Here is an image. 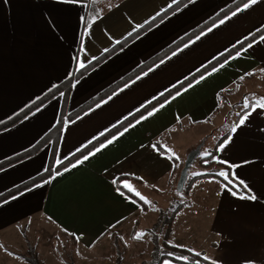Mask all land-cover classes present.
Returning <instances> with one entry per match:
<instances>
[{
	"label": "crops",
	"instance_id": "obj_1",
	"mask_svg": "<svg viewBox=\"0 0 264 264\" xmlns=\"http://www.w3.org/2000/svg\"><path fill=\"white\" fill-rule=\"evenodd\" d=\"M181 1L0 0V125L98 62L70 92L60 91L0 130L2 164L66 119L55 151L49 142L0 168V196L45 172L50 162L58 168L89 148L50 179L0 203V264H30L9 251L29 247L42 264H54L56 239L74 243L72 264H117L118 258L125 264L126 254L116 255V238L126 247L140 242L132 234L152 227L158 218L152 206L176 180L182 154L169 145L209 136L233 86L264 96V0L247 9L248 0H183L166 13ZM250 101L254 106L224 134L221 144L230 142L216 157L250 195L215 178L200 179L173 224L174 244L218 264H264V100ZM84 156L89 159L72 167ZM120 176L144 181L120 184L150 201L149 212L118 187ZM163 202L160 209L169 206Z\"/></svg>",
	"mask_w": 264,
	"mask_h": 264
},
{
	"label": "trees",
	"instance_id": "obj_2",
	"mask_svg": "<svg viewBox=\"0 0 264 264\" xmlns=\"http://www.w3.org/2000/svg\"><path fill=\"white\" fill-rule=\"evenodd\" d=\"M183 2L184 1L182 0L178 4L174 5L168 11H166V13H170L172 10H174L179 5H181V3H183ZM96 64H98V62L91 64L88 68H86L82 71L74 72V74L68 79V81H66L63 84L56 86L55 88L50 90L48 93H46L44 96H42L41 98H39L38 100L33 102L31 104V106L29 105L25 110H23L21 113L17 114L11 120H8L5 123H2L0 125V130L7 128V127L15 124L19 120L23 119L25 116H27L33 110L37 109L38 107L42 106L47 101H49L52 97L55 96V94L59 93L60 91L70 92L72 85L74 83V80L78 79L80 76H82L85 73V71L90 70ZM245 111H247V109L244 110V112ZM81 112H79V113H81ZM76 115H78V113ZM65 123H66V119L63 117L60 118L57 125L52 130H50L34 147H32L30 150H28L22 154L14 156L13 158H10L8 161L0 164V168H3L5 166L10 165L12 163H15L17 161H20V159L22 160V159L27 158L29 156H33L38 151H40L45 146V144H47L49 142L53 143L52 144L54 146L53 150L55 151L57 149L56 145H58L57 143L59 141L60 135L62 133L61 131L63 130ZM117 129H119V127L115 128L112 132L114 133ZM227 135L228 134L224 135L223 137H221L219 139L216 146L212 149L210 156H208V157H213L215 159L214 160L215 163H217V165L220 167L221 170L210 169V170L205 171L203 173H200L198 175H194L188 181L187 185L186 186L184 185L182 187V189H180V191L185 190L186 194L188 195L190 192V189H192V186L195 184L196 181H198L200 179H205V178L211 177V178H215V179L219 180L220 182H222L226 186H228L230 189L234 190L235 192H237L241 195H250L249 191L243 185H241L239 183V181L236 179V177H234L232 175L231 167L216 159V157L218 155L219 145L225 139L224 137H226ZM88 149L89 148L80 151L78 154L74 155L68 161H66V163L64 165L59 166L58 168H54V166H52V163L50 162L49 167L46 169L45 172L34 177V179L32 178V179L28 180L27 182L22 183L21 185L13 188L12 190L8 191L7 193L1 195L0 196V203L4 200L8 199L11 196H14L20 192L22 193V191L36 185L37 183H40L42 181H46V180L50 179L55 174L56 171L62 169L64 166L71 163L74 160V158L79 157V155H83ZM51 159H53V156ZM173 160H174L176 167H177V165L179 163L178 159L174 157ZM205 166L208 167L207 165H205ZM221 171L222 172L225 171V173H229V178L227 181H225L224 177L220 175ZM123 179H133V180H135L141 184H144V181H142L141 179H138V178L134 179L130 176H120L117 179L118 187H120V189L123 190L124 192L128 193L135 200V202H137L140 205L142 212L143 213L149 212L151 205L148 203H145V201H142L140 199V196H137L136 193L134 194L130 190H127L126 188H124L120 184V181ZM152 189L154 191H156L157 193H160V191L158 189H156V188H152ZM185 205H186V202L174 201V202H171L168 207L160 209L159 217H158L157 221L153 224L152 228H150L151 232L153 233V235H152L153 251L151 253V259H150V261H144V262L138 263V264H162L165 260H171V261L176 262L178 264H218L215 261L213 262V260H210V259L205 260L204 254L201 252L200 253L194 252L193 250H191L188 247L179 246V245L173 244L169 241L170 238L172 237V234H173V224H174L177 212L180 211L183 207H185ZM163 230L165 231V236H164L163 240H160L159 233H160V231H163ZM116 241H119V240L116 238ZM118 245L119 244H117V246ZM9 251L18 255L23 260L25 259V261L30 263V264H42L40 259H38V255H37V253L33 247H29L27 252H25V253L14 252L11 250H9ZM169 253H172V255H169ZM180 256H187L188 259L187 260L177 259ZM116 263L122 264L121 259L118 258Z\"/></svg>",
	"mask_w": 264,
	"mask_h": 264
},
{
	"label": "rangeland",
	"instance_id": "obj_3",
	"mask_svg": "<svg viewBox=\"0 0 264 264\" xmlns=\"http://www.w3.org/2000/svg\"><path fill=\"white\" fill-rule=\"evenodd\" d=\"M253 89L254 88L246 86V85L241 86V87H240V85H237V86H233V88L230 90V92L223 95V97L221 99V103H222V106L224 107V110L221 112L222 115L219 116L218 126H216V128H214L210 132V134L208 133L209 136H206V137H203L200 139H196V137H192L190 139L193 141L192 143L189 142V139L186 142H182V143L178 142L180 144L178 146L181 148H179V147L175 148V144L173 146L169 145L170 146L169 150L174 151L178 155H179V153L182 154L180 156L182 161L179 164L178 171L174 175L175 177H173L176 180L173 181L171 188L168 191V194L164 198L166 205L169 204L167 201V198L171 199L170 203L174 202V201L188 203L189 199H191V200L193 199V198H189L190 195L189 194L187 195L185 190L180 191V189H182V187L184 185L186 186L188 181L194 175H198V174L203 173L205 171H208L210 169L221 170L220 167L217 165V163H215V161H214L215 159L213 157H208V156H210L211 151H212L213 147L215 146V144H217L219 139L221 137H223V135L231 128V126L236 121L238 116L244 111L245 103L251 102L250 101L251 97H254L255 99H257L259 101L264 100V96L260 93L255 94ZM205 165H207L208 167H206ZM223 172L225 173V171H223ZM164 199L160 200V204L152 206V208L154 210L153 219L157 215L159 217V211H160L159 207L164 205L163 204ZM185 214L186 213L184 212L183 215H185ZM140 232H143V231H139V233ZM179 233L181 235H183V237H185V238L190 237V236H188V234L191 235L190 233H187L184 230L179 231ZM136 235L137 234H135V233L132 234L133 237ZM152 235H153V233L151 232V229L149 228L148 230L143 232V237L141 239H139V240H141L140 242L132 244V242H130L132 239L131 238L128 239L130 242L129 247H126V245L122 242V240L119 239V241H116V243L121 242V244H120L121 247H120V245L115 246L116 255H119L118 254L119 251H123L122 253L126 254V258H125V262H124L125 264H138V263H142L144 261H150L151 253L153 251ZM159 235H160V240H163V238L165 236V231L164 230L160 231ZM172 236H173V234H172ZM192 237L195 238L194 236H192ZM197 239L200 241V239H202V238L198 237ZM169 241L171 243H173L172 237L170 238ZM199 241H198V243H199ZM53 245L54 246L52 249H53L54 253H56V255L58 256V259H59L54 264H72L73 263V259H74V255H73L74 254V243L73 242H67V241L62 242V241H59L58 239H56V240H54ZM188 248H190V247H188ZM209 253L211 254L212 252L208 249V254ZM78 264H84V263L78 262ZM90 264H91V262H90Z\"/></svg>",
	"mask_w": 264,
	"mask_h": 264
},
{
	"label": "snow or ice",
	"instance_id": "obj_4",
	"mask_svg": "<svg viewBox=\"0 0 264 264\" xmlns=\"http://www.w3.org/2000/svg\"><path fill=\"white\" fill-rule=\"evenodd\" d=\"M71 2H76V0H71ZM174 2H175V0H174ZM257 2H258V0H248V2L244 3L243 8H244V9H247V8L250 7V5L256 4ZM241 10H242V9H239V8L237 9V11H241ZM235 14H236V13H233V15H235ZM226 19H227V18H226ZM224 22H225L224 20H221V21H220L221 24H223ZM86 23H87V22H86ZM138 27H142V26H138ZM261 40L264 41V37H261ZM249 47H251V45H249ZM106 51H107V50H106ZM239 54H240V53H237V55H239ZM79 67H80V68H84L85 65H84L83 63H81V64L79 65ZM221 67H223V65H221ZM213 71H216V69H213ZM200 79L202 80V79H204V77L201 76ZM241 79H243V77H241ZM197 82H199V81H197ZM189 87H191V85H189ZM179 94H180V93L177 92V95H179ZM163 106H164V105H161L160 107H163ZM253 106H254V102H246L245 105H244L245 108H249V107H253ZM151 115H153V112H149V113H148V116H151ZM142 118H143V117H142ZM244 122H245V120H244V119H241V120L239 121V124L242 125V124H244ZM137 123H139V121H137ZM238 126H239V125H237V127H238ZM125 131H127V129H125ZM232 131L235 132V131H236V127H234V128L232 129ZM122 134H123V133H121V135H122ZM115 139H116V137H113L112 140H109V141H108V144H111V143L113 142V140H115ZM229 142H230V138H229V140H225L224 143L220 144V145H219V149H220V150H223ZM105 146H106V145L101 144V145H100V148H97L96 151H97V152L100 151V149L103 148V147H105ZM91 154H94V153H90V155H91ZM173 155H175V154L173 153ZM88 159H89V156H84V157H83V160H77V161H76V164H73L72 167H76L77 164H81V163H83L84 161H86V160H88ZM64 171L67 172V171H69V169H68V168H65ZM57 175H60V173L57 172ZM220 175L224 177L225 181H227L228 178H229V173L221 172ZM239 183H240L241 185H243L245 188L247 187L246 185H244L243 181H239ZM125 187H128L129 189H131V185H128L127 183H125ZM136 195H137V196H140V194H139L138 192L136 193ZM242 198H245V197H242ZM246 198H248V199H256L255 196H249V197H246ZM140 199H141L142 201H145V203H150V201H146L145 198H144L143 196H140ZM142 237H143V232H141V233L137 234L136 236H134V239H141ZM169 255H172V253H169ZM198 255H199V254H198ZM177 259H180V260H187L188 257H187V256H180V257H178ZM207 259H208V258L205 257V260H207ZM165 264H168V262L166 261Z\"/></svg>",
	"mask_w": 264,
	"mask_h": 264
}]
</instances>
